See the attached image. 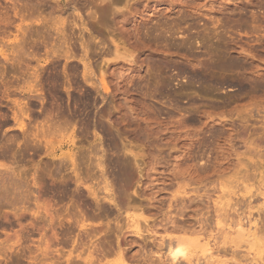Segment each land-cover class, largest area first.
Instances as JSON below:
<instances>
[{
    "label": "rangeland",
    "instance_id": "1",
    "mask_svg": "<svg viewBox=\"0 0 264 264\" xmlns=\"http://www.w3.org/2000/svg\"><path fill=\"white\" fill-rule=\"evenodd\" d=\"M38 1L0 0V49L4 44L19 45L16 50L2 49L6 60L0 56V181L7 174L19 176L33 192L30 205L23 206L9 203L0 189V200L5 201H0V264H172L164 257L165 250L159 254L158 245L163 249L169 236L178 235L188 242L193 261L189 257L190 261L179 259L177 264H203L204 260V264L206 260L254 264L253 258L264 259L260 240L264 228V0H71L70 8L62 10L59 6L66 0ZM89 2L113 9L95 31L88 23ZM13 5L19 8L18 14L27 12L26 21L21 23L14 16ZM18 24L25 33H17ZM91 38L94 45L88 48ZM107 49L126 51L128 56L113 65L115 56L107 58ZM88 65L97 78L100 72L107 82L113 77L105 100L87 97L88 83L82 77L88 78L84 74ZM34 71L39 74L42 100L19 94ZM195 74L204 81L194 79ZM54 76L57 82L52 81ZM16 103L24 109L23 131L14 126ZM49 119L57 124L72 122H65L70 127L62 124L66 133L60 129L46 138L57 148V157L65 158L67 168H71L70 153L77 160L80 177L90 162L95 172L92 164L105 160L115 203L104 199L96 207L83 186L71 185L60 201L57 194L44 191L64 174L75 179L60 168L56 157L44 153L43 141L40 146L34 138ZM123 158L128 160L129 173L116 181L112 174ZM86 174L84 185L103 197L98 179ZM34 177L42 182L37 183L42 189L32 187ZM246 185L248 193L242 189ZM33 196L40 197V206L48 203L52 210L47 216L41 210L39 216ZM71 206L79 209L77 214ZM138 217L142 232L148 230L141 237L130 230L131 219ZM219 217L227 219L225 224ZM235 221L245 232H239L238 224L232 226ZM247 226L260 230L256 229V243ZM219 246L225 250L220 252ZM207 247L216 251L213 258Z\"/></svg>",
    "mask_w": 264,
    "mask_h": 264
},
{
    "label": "bare ground",
    "instance_id": "2",
    "mask_svg": "<svg viewBox=\"0 0 264 264\" xmlns=\"http://www.w3.org/2000/svg\"><path fill=\"white\" fill-rule=\"evenodd\" d=\"M38 1V0H37ZM91 1V0H90ZM95 1V0H94ZM93 0H92V2H94ZM111 1V0H110ZM122 1V0H121ZM39 2V1H38ZM46 2V1H45ZM71 2V0H66L63 4H61V6H59L60 8H61V10L63 9V8H68L69 6H71L70 3ZM73 2V1H72ZM109 2V1H108ZM112 2V1H111ZM12 3V2H11ZM10 3V4H11ZM47 3V2H46ZM97 3V2H96ZM13 4V3H12ZM11 4V5H12ZM15 4V3H14ZM55 4V3H54ZM60 4V3H59ZM74 4V3H73ZM22 5V4H21ZM36 5V4H35ZM53 5V4H52ZM25 6V5H24ZM34 6V5H33ZM114 6V5H113ZM12 8V11H13V13H14V16H17L20 20V22L22 23V22H24V20H25V18H26V15H27V12H26V14L25 13H20V14H18V11H20L19 10V8L17 7V6H15V5H13V6H11ZM29 7H31V5L29 6ZM48 7H49V5H48ZM74 7V6H73ZM116 7V6H115ZM26 8V7H25ZM28 8V7H27ZM32 8V7H31ZM46 8V7H45ZM52 8H54L53 6H52ZM70 8V7H69ZM112 8H114V7H112ZM6 9H8V8H6ZM5 9V10H6ZM22 9V8H21ZM33 9V8H32ZM37 9V8H36ZM41 9H42V7H41ZM49 9H51V8H49ZM111 7H106V6H104V5H99V4H91L90 2H89V4H88V15H90L89 16V18H90V22H88V23H90L89 25V27L91 28V30L92 31H95L96 30V26L98 25V23H101L104 19H105V17H106V15L108 16V15H110V13H111V11H113V9H111ZM116 9V8H115ZM114 9V10H115ZM44 10V9H43ZM46 11V10H45ZM118 11V10H117ZM1 12V11H0ZM30 12H32V11H30ZM29 12V13H30ZM115 12V11H114ZM5 14V13H4ZM3 14V15H4ZM30 15V14H29ZM30 16H32V15H30ZM29 16V17H30ZM111 16V15H110ZM8 17V16H7ZM4 19H3V21L5 20H7V19H5L6 18V16H4L3 17ZM31 18V17H30ZM115 18V17H114ZM0 19H2L1 17H0ZM15 19H17V18H15ZM28 20V19H27ZM30 20V19H29ZM11 21V20H10ZM10 21H8V22H10ZM17 21V20H16ZM26 21V20H25ZM57 21V20H56ZM1 22V21H0ZM8 22H7V24H8ZM34 22V21H33ZM13 23V22H12ZM56 23V22H55ZM1 24V23H0ZM72 24V23H71ZM78 24V23H77ZM102 24V23H101ZM101 24H99V25H101ZM51 25V24H50ZM58 25V24H57ZM2 26V25H1ZM5 26V25H4ZM17 26H19V24L17 25ZM22 24H20V26L19 27H17L16 29V31H17V33H19V32H21L22 30H23V27L24 26H22ZM40 26H42V25H40ZM53 26H55V24L53 25ZM52 26V27H53ZM79 26V25H78ZM3 27V26H2ZM2 27H0V30H1V28ZM46 27V26H45ZM55 27H57V26H55ZM5 28V27H4ZM3 28V29H4ZM29 28V27H28ZM31 28V27H30ZM33 28V27H32ZM49 28V27H48ZM78 28V27H77ZM26 29V28H25ZM41 29V28H40ZM49 30H50V28H49ZM54 30V29H53ZM57 30V29H56ZM74 30V29H73ZM24 31V30H23ZM48 31V30H47ZM98 31V30H97ZM96 31V32H97ZM33 33H34V31H32ZM24 33H25V31H24ZM92 33H94V32H92ZM99 34H100V31L98 32ZM30 34V33H29ZM45 34V33H44ZM57 34V33H56ZM55 34V35H56ZM50 35H51V33H50ZM20 36V35H19ZM31 37H32V35H30ZM88 36H89V34H88ZM49 37V36H48ZM89 38V37H88ZM92 38H93V36H92ZM92 38H91V40L90 41H88V45H86V46H88V48H90V46L92 47ZM26 39V38H25ZM48 39V38H47ZM87 39V38H86ZM24 40V39H23ZM89 40V39H88ZM29 41V40H28ZM62 41V40H61ZM86 42V41H85ZM106 42V41H105ZM7 43V42H6ZM20 43H22V42H20ZM60 43V42H59ZM62 43H64V42H62ZM100 43V42H99ZM95 44V46H93V47H96V46H99L100 44ZM28 45V44H27ZM94 45V44H93ZM14 46V45H13ZM12 45H8V44H4L1 48L3 49V48H9V49H11V48H15V50H16V46H19V45H15L14 47H13ZM61 46V45H60ZM101 46H102V44H101ZM20 48H21V46H20ZM60 48V47H59ZM2 49H0V56L2 57V58H4L2 61H4V60H6L7 59V57H8V55H7V57H6V55H5V51H2ZM12 49V51L14 52V50ZM62 49V48H61ZM64 49V48H63ZM103 49V48H102ZM19 50V49H18ZM105 50V49H104ZM134 50V49H133ZM25 51V50H24ZM27 51V50H26ZM58 51H60V50H58ZM67 51H68V49H67ZM16 52V51H15ZM18 52V51H17ZM55 52V51H54ZM97 52V51H96ZM105 52V51H104ZM126 52V51H125ZM125 52H123V53H118V51L117 50H115L114 52L113 51H110V49H107L106 50V52H105V56L107 57H109V56H111L112 54L115 56V57H113V58H115V61L116 60H118V59H123L124 58V60H125V57L126 56H128ZM59 54L61 53V52H58ZM54 54V53H53ZM56 54V53H55ZM54 54V55H55ZM58 54V55H59ZM62 54V53H61ZM60 54V55H61ZM94 54V53H93ZM22 55H24V54H22ZM57 55V54H56ZM63 55V54H62ZM69 55V54H68ZM97 55V54H96ZM30 56H32V55H30ZM36 56V55H35ZM75 56V55H74ZM89 56V55H88ZM9 57H13V56H9ZM23 57V56H22ZM59 57V56H58ZM62 57V56H61ZM76 57V56H75ZM91 57V56H90ZM107 57V58H108ZM1 58V59H2ZM19 58V57H18ZM66 58H67V60H68V56H66ZM70 58H71V56H70ZM92 58V57H91ZM131 58V57H130ZM17 59V58H16ZM21 59V58H20ZM54 59V58H53ZM13 60V59H12ZM110 60V59H109ZM103 61V60H102ZM110 61H112V60H110ZM113 62L112 64L113 65H117V61L116 62ZM23 62V61H22ZM107 63H108V60L106 61ZM34 63H35V60H34ZM128 63H130V62H128ZM87 64V63H86ZM104 65V64H103ZM22 66V65H21ZM109 66V65H108ZM27 67V66H26ZM41 67V66H40ZM110 68V67H109ZM113 68H114V66H113ZM41 69V68H40ZM83 69H87V67H83ZM101 69V68H100ZM121 69V68H120ZM26 70V69H25ZM29 70V69H28ZM107 70H108V68H107ZM115 70V69H114ZM113 70V72H116V71H114ZM128 70H130V69H128ZM36 71V70H35ZM34 71V72H35ZM117 71H119V70H117ZM121 71V70H120ZM112 72V73H113ZM125 72V71H124ZM36 73V72H35ZM33 74L32 75V77H31V81L30 82H27V83H25V85L24 86H22V87H20L19 88V94L21 95V97H23V98H29L30 100H32V99H34V100H38V99H41L40 98V96H38L39 95V93H41V91H42V88H41V84L39 83V80H38V72L36 73V74ZM40 73V72H39ZM57 73V72H56ZM117 73V72H116ZM84 74H87L88 75V78L86 77V76H83L82 78H84L83 79V81L84 82H86V83H88L87 85H88V96L87 97H89V99H91L90 97H92L93 95L94 96H97V97H99L100 98V100L101 99H104L105 97V95H106V93L108 94V92L109 91H111L110 90V86H109V83L111 84L113 81H112V75H111V77H110V81H112V82H110L109 80H108V82L106 81V79L107 78H105L104 76V74H102L101 72H100V77L99 78H97L95 75V72L93 71V69L90 67V65H88V73H84ZM114 75H115V73H113ZM122 74V73H121ZM30 76V75H29ZM23 77V76H22ZM109 77V76H108ZM116 77V76H115ZM191 77H193V76H191ZM198 79V82H199V80H203V78L202 77H200V76H198L197 77V75L195 74L194 75V79ZM19 79V78H18ZM109 79V78H108ZM117 79V78H116ZM27 80V79H26ZM45 80L46 79H44V81L43 82H45ZM52 81L53 82H57L58 81V78L56 77V76H54V77H52ZM204 81V80H203ZM24 81H22V83H23ZM41 82V81H40ZM117 82V81H116ZM114 83V82H113ZM117 84V83H116ZM71 85V84H70ZM43 86H44V84H43ZM118 86V85H117ZM240 86V85H239ZM8 87V86H7ZM10 87H13L12 85L10 86ZM68 88V87H67ZM8 89V88H7ZM6 89V90H7ZM54 89V88H53ZM114 89H117V88H114ZM13 90V89H12ZM66 91H67V89H66ZM114 92V91H113ZM112 92V93H113ZM13 94V93H12ZM85 94V93H84ZM10 96H11V93H10ZM17 96V95H16ZM69 96V95H68ZM70 97V96H69ZM68 97V98H69ZM22 99V98H21ZM87 99V98H86ZM106 99V98H105ZM104 99V100H105ZM42 100V99H41ZM96 100V99H95ZM98 100V99H97ZM74 101H75V98H74ZM84 101H86V100H84ZM84 101H83V103H84ZM94 101V100H93ZM102 101V100H101ZM40 102V100L38 101V103ZM89 103V102H88ZM90 103H91V101H90ZM13 105V104H12ZM18 104L16 103V105H15V107H13L14 108V117H13V121H14V126H16L18 129H20L21 131H23V129H24V125H23V122H22V116L25 114L24 112H23V110L24 109H21L22 107H19V106H17ZM17 106V107H16ZM94 106V105H93ZM83 107H84V105H83ZM101 113V112H100ZM50 115V114H49ZM48 116V115H47ZM44 118H47V117H44ZM53 119V118H52ZM51 119V122H50V119H49V122H48V120L46 121L47 123H45V122H43L44 124H42V126L41 127H39L40 128V131H39V133L40 134H38V135H33V136H35L34 138L37 140V142H39L38 144L40 145V144H42V142L41 141H43V145L45 146V149H44V153L46 154V155H48V156H50V157H52V158H57L58 159V162H56V163H58V165L60 166V168L61 169H64V171H67V170H69L72 174H73V176H74V180H70L69 178H64V176H66V174H64V176H62V179L59 181V183L58 182H56L57 184H51L50 186V188H49V190H44L46 193H48V192H50L51 194H53V193H55V195L57 194V197L58 198H60L59 199V201L62 199L61 197H63L62 196V194L64 195L66 192H68V191H66V190H68V188L71 186V185H75L76 187H79V186H83L84 187V189L86 190L85 192H87L88 193V196L89 197H91L92 198V200H93V202H94V205H96V207L97 206H99V205H101V203H102V201H104V199H106L108 202L110 201L111 203H115V199H114V193L116 192H114V188H113V186H114V184H110V182H108L107 180H108V178H106V174H107V172H106V169H104V162H105V160H104V162L102 161V160H99L98 161V163H96V165L93 163L92 165L94 166V170H95V172L94 171H91L92 169H91V162H90V167H88V170H87V167H86V169L85 170H83V172L84 171H86V172H88V174L91 176V175H93L92 176V178L93 177H95L94 178V180L97 178L98 179V185H102V187L100 188L101 189V191L102 192H104L103 194H104V196L102 197L101 196V198L99 197V195H97V191H96V189L95 190H93V188H92V186L90 185H84V176L86 175V177H87V174H86V172L85 173H83V177H82V175H81V177H80V174H78L79 172V170L77 169V166H78V164H76V161H75V159L73 158V155H72V153H70L69 154V156H68V160H69V165H70V169L69 168H67L66 166V162H65V158H63V157H57V154H58V150H57V148L55 147V146H53L52 144H54V143H52V141H50V142H48L47 140H46V138L47 137H49V136H51V135H53L54 133L55 134H57L58 133V131H60V129H65V127L66 126H68V127H70V124L72 123H70L69 122V120L67 121H65V122H68V123H70V124H65V122H61L60 120H57L58 122L60 121L62 124H64V125H66V126H63L62 124H57V122H55V121H53ZM58 119V118H57ZM59 119H60V117H59ZM55 120V119H54ZM62 120V119H61ZM52 121H53V123H52ZM64 121V120H63ZM71 121V120H70ZM85 121V120H84ZM88 121V120H87ZM214 121V120H213ZM55 122V123H54ZM42 123V122H41ZM88 123V122H87ZM90 123V122H89ZM63 126V127H62ZM85 126V125H84ZM83 126V127H84ZM88 126H89V124H88ZM92 126V125H91ZM90 126V127H91ZM29 127V126H28ZM102 127H103V125H102ZM74 127H72V129H73ZM95 128V127H94ZM70 128H68V130H69ZM105 129V128H104ZM63 130H61V131H63ZM84 130H86L85 128H84ZM98 130V129H97ZM101 130L103 131V129L101 128ZM60 131V132H61ZM65 131V130H64ZM76 131V130H75ZM57 132V133H56ZM105 132V131H104ZM106 132H108V131H106ZM105 132V133H106ZM30 133V132H29ZM65 133H66V131H65ZM82 134V133H81ZM111 134V133H110ZM72 135V134H71ZM27 136V135H26ZM28 136H30L29 134H28ZM56 137V136H55ZM59 137V136H58ZM57 137V138H58ZM51 137H49V139H50ZM52 138H54V136L52 137ZM74 139H75V137H74ZM140 139V138H139ZM31 140H32V138H31ZM30 140V141H31ZM53 140V139H52ZM25 143V142H24ZM27 143V142H26ZM32 143V142H31ZM36 143V142H35ZM110 143V142H109ZM30 144V143H29ZM28 145V144H27ZM26 145V146H27ZM38 146V145H37ZM36 146V147H37ZM41 146V145H40ZM40 146H38V147H40ZM97 147V146H96ZM117 147V146H116ZM30 149H32L31 148V146L29 147ZM42 148V147H41ZM30 149H28V150H30ZM92 149V151H93V149H95V148H91ZM7 150H9V148L7 149ZM24 150V149H23ZM34 150H36L35 148H34ZM33 150V151H34ZM38 150V149H37ZM32 151V152H33ZM39 152L41 151V150H38ZM37 151V152H38ZM108 151V150H107ZM126 151V150H125ZM38 152V153H39ZM72 152V151H71ZM100 152V151H99ZM98 151H95V153L94 154H98L99 153ZM84 153V152H83ZM87 154V153H86ZM93 154V153H92ZM1 155V154H0ZM17 156H18V154H17ZM85 156V155H84ZM97 156V155H96ZM20 157H21V154H20ZM86 157V156H85ZM100 157V156H99ZM105 157V156H104ZM137 157V156H136ZM12 158V157H11ZM101 158V157H100ZM80 159V158H79ZM91 159V158H90ZM93 159H95V158H93ZM107 159V158H106ZM119 159V158H118ZM127 158H123V160L121 159V162H119V160H118V162H116V164L118 163V165H117V171H116V173H114V174H112L113 176L115 175V179H116V181H120V179H122V177L124 176L125 177V175H128L127 173H129V165H128V160H126ZM84 161H85V158H84ZM137 161V160H136ZM16 162V161H15ZM83 163V162H82ZM112 163V162H111ZM110 163V164H111ZM15 164V163H14ZM18 164V163H17ZM17 164H15V165H17ZM84 164V163H83ZM109 164V163H108ZM114 164V163H113ZM106 165V164H105ZM49 166V165H48ZM54 166V165H53ZM116 166V165H115ZM1 167V166H0ZM55 167V166H54ZM82 167V166H81ZM4 168V167H3ZM6 168H8V167H6ZM53 168V167H52ZM59 168V167H58ZM59 168V169H60ZM85 168V167H84ZM9 169V168H8ZM22 169V168H21ZM48 169V168H47ZM109 169V168H108ZM12 172H14L12 169H10ZM17 170L19 171V169L17 168ZM82 170V169H81ZM17 171V172H18ZM21 171V170H20ZM56 171V170H55ZM60 171V170H59ZM25 172V171H24ZM27 172V171H26ZM4 173V172H3ZM38 174V173H37ZM261 174V173H260ZM2 175V174H1ZM8 175V176H7ZM7 175H5L6 177H8V178H6L4 175H2V177L4 176V179L2 180V181H0V189H1V191H2V193H3V196H4V198L5 199H7V201H9V203H13V205H23V206H27V204H29L28 202L30 201V196L32 195V190H31V187H29V185H28V183L27 182H25L24 180L22 181L21 179H19L18 177H17V179L14 177V176H10L9 174H7ZM12 175V174H11ZM17 175V174H16ZM24 174H22V176H23ZM57 175V174H56ZM68 175V174H67ZM9 176L11 177V178H9ZM21 176V175H20ZM25 176H27V178H28V174L27 175H25ZM36 176V175H35ZM54 176V175H53ZM58 176V175H57ZM56 176V177H57ZM1 177V176H0ZM15 179H14V178ZM108 177V176H107ZM36 178H39V175H38V177H36ZM41 178V177H40ZM39 178V179H40ZM50 178H52V177H50ZM82 178H83V180H82ZM91 178V177H90ZM91 178V180H93ZM2 179V178H1ZM22 179H24V178H22ZM59 179V178H58ZM86 179V178H85ZM96 179V180H97ZM26 180V179H25ZM33 180L34 181H32V187H34V186H37L38 184H40V182H38L37 181V179H35V177L33 178ZM36 180V181H35ZM52 180V179H51ZM56 180H57V178H56ZM95 180V181H96ZM29 181V180H28ZM87 181H89L88 180V178H87ZM29 182H31V181H29ZM55 182V181H54ZM90 182V181H89ZM88 182V184H91V182L89 183ZM261 182V181H260ZM38 183V184H37ZM42 183V182H41ZM53 183V182H52ZM85 183H86V181H85ZM97 183V182H96ZM262 183V182H261ZM49 185V184H48ZM95 185V184H94ZM97 185V186H98ZM258 185V184H257ZM41 186V185H40ZM39 185H38V187H40ZM96 186V187H97ZM247 186L248 185H246V187H242V189H244V191L245 192H249V190H248V188H247ZM42 187H44V186H42ZM261 187V186H260ZM260 187L257 189V191H259L260 190ZM35 188V187H34ZM41 188V187H40ZM38 189V188H37ZM42 189V188H41ZM41 189H39V190H41ZM44 189V188H43ZM78 190V189H77ZM97 190H99V189H97ZM116 190V189H115ZM43 191V192H44ZM65 191V193H63ZM38 192V191H37ZM40 193V192H39ZM46 193H43L44 194V196H45V194ZM49 193V194H50ZM35 194H37V193H35ZM257 194V193H256ZM255 194V195H256ZM47 195V194H46ZM2 196V197H3ZM39 195H37V197H38ZM41 196V195H40ZM54 196V195H53ZM72 196V195H71ZM251 196V195H250ZM249 196V197H250ZM261 196V195H260ZM37 197L36 198H34V196H33V203H34V205H35V207H36V209H37V212L39 211V210H41V213L43 212L46 216L49 214V210L51 209V208H48L49 207V205H47L48 203L46 202V204L44 203L42 206H40V205H38L39 204V198L37 199ZM116 197V196H115ZM55 198V197H54ZM57 198V199H58ZM252 198H254L253 196H252ZM42 199V198H41ZM47 199V198H46ZM3 199H1L0 201H2ZM251 200V199H250ZM4 201V200H3ZM41 201V200H40ZM45 201H47V200H45ZM63 201V200H62ZM232 201V200H231ZM239 201V200H238ZM242 201V200H241ZM248 202L247 203H250L249 202V200H247ZM32 202V201H31ZM43 202V201H42ZM49 202V201H48ZM106 202V201H105ZM109 202V203H110ZM4 203H5V201H4ZM50 203V202H49ZM51 203H52V200H51ZM117 203V202H116ZM228 203V202H227ZM32 204V203H31ZM12 205V206H13ZM30 205V204H29ZM28 205V206H29ZM74 205V204H73ZM247 205H250V204H247ZM22 206V207H23ZM224 206V204L221 206V208ZM231 206V205H230ZM256 206V205H255ZM101 207V206H100ZM227 207H228V205H227ZM245 207H247V206H245ZM25 208H27V207H25ZM70 208V207H69ZM71 208H73L74 209V214H77V212H75V210L77 211V210H79L78 208H74L73 206H71ZM221 208H219V209H221ZM249 208V207H248ZM253 208V207H252ZM251 207H250V209H252ZM22 209V208H21ZM32 209V208H31ZM218 209V208H217ZM239 209V208H238ZM22 210H24V208L22 209ZM34 210V209H33ZM52 210V209H51ZM71 210V209H70ZM223 210V209H222ZM31 211V210H30ZM29 211V212H30ZM73 211V210H72ZM220 210H218V212H219ZM257 211H260V209L258 208L257 209ZM27 213H28V210L26 211ZM25 212V213H26ZM37 212H36V214H37ZM217 212V213H218ZM18 213V212H17ZM21 213V212H20ZM70 213V212H69ZM78 213H79V215H80V211H78ZM225 212L223 211V214H224ZM250 213V212H249ZM262 213H264V212H262ZM38 214H39V212H38ZM218 214H220V213H218ZM217 214V215H218ZM222 214V215H223ZM226 214V213H225ZM228 214H230V213H228ZM228 214L226 215V217L228 216ZM241 214H243V213H241ZM259 214H261V213H259ZM21 215V214H20ZM25 215V214H24ZM29 215V214H28ZM78 215V216H79ZM244 215V214H243ZM35 216H37V215H35ZM39 216H40V214H39ZM38 216V217H39ZM70 216V215H69ZM75 216V215H74ZM81 216V215H80ZM219 216V215H218ZM217 216V217H218ZM225 216V215H224ZM230 216V215H229ZM229 216L227 217V218H229ZM234 216V215H233ZM240 216V215H239ZM72 217V216H71ZM221 217V216H220ZM220 217H219V219H220ZM223 217V216H222ZM244 217V216H243ZM69 219H70V217H68ZM76 218H77V216H76ZM231 218H232V216H231ZM45 219V218H44ZM43 219V220H44ZM72 219V218H71ZM70 219V220H71ZM165 219V222H167L168 221V219H167V221H166V218H164ZM170 219V218H169ZM202 219H205L206 220V218H202ZM218 219V220H219ZM223 219V218H222ZM226 219V218H225ZM223 220L224 222L227 220ZM233 219V218H232ZM239 219V218H238ZM237 219V220H238ZM39 219H37V221H38ZM41 220V219H40ZM55 220V219H54ZM78 220H80V218L78 219ZM82 220V219H81ZM174 220V219H173ZM173 220L172 219H170V224H174V222H173ZM200 220V219H199ZM221 220V219H220ZM234 220H236V219H234ZM45 221H48V219L47 220H45ZM74 221H75V219H74ZM162 221V220H161ZM197 221V220H196ZM208 221V220H207ZM222 221V220H221ZM222 221V222H223ZM242 221V220H241ZM36 222V221H35ZM44 222V221H43ZM79 222V221H78ZM198 222V221H197ZM202 222V221H201ZM201 222H199V223H201ZM223 222V223H224ZM232 222V221H231ZM236 222V221H235ZM240 222V221H239ZM238 222V223H239ZM248 222V221H247ZM62 223H63V221H62ZM178 223V222H177ZM176 223V224H177ZM206 223V222H205ZM237 222L236 223H232V226H233V224H238ZM175 224V225H176ZM203 224V223H202ZM207 224V223H206ZM208 224H209V222H208ZM219 224H221L220 225V228L222 227V223H219ZM225 224V223H224ZM75 225V224H74ZM131 227H130V230H132L133 231V234H135L136 236H139V237H141V236H144V232H146V233H148V230H144L143 232H142V229H140V226H139V217H138V219L137 220H135V219H131ZM161 225V224H160ZM167 225H169V224H167ZM204 225V224H203ZM202 225V226H203ZM229 225V224H228ZM239 226V232L240 233H242V232H245V230H243L242 228L243 227H241V225L240 224H238ZM257 225V224H256ZM58 226H60L61 227V225H59L58 224ZM166 226V225H165ZM177 226V225H176ZM175 226V227H176ZM207 226V225H206ZM206 226H205V228H206ZM253 226H255V221H254V223H253ZM43 227H45V226H43ZM180 227H182V226H180ZM237 227V226H236ZM72 228V227H71ZM122 228V227H121ZM120 228V229H121ZM174 228V227H173ZM177 228V227H176ZM184 228V227H183ZM191 228H192V226H191ZM202 228V227H201ZM223 228V227H222ZM180 229V228H179ZM178 229V230H179ZM190 229V228H189ZM245 229V228H244ZM257 229V228H256ZM256 229H252L250 226L248 227L247 226V230L248 231H246V232H249V234H250V232H251V234H250V236L252 237V239H253V241H255V239L257 238L256 237ZM260 229H262V227L260 228ZM184 230V229H183ZM182 230V231H183ZM191 230H193V229H191ZM203 229H201L200 231H202ZM243 230V231H242ZM118 231V230H117ZM193 231H195V230H193ZM197 231V230H196ZM223 231V230H222ZM236 231V230H235ZM257 231H259L260 232V230H258L257 229ZM262 231V233H261V235H260V237L263 235V239H260L261 241L263 240L264 241V228H263V230H261ZM177 232V231H176ZM179 232V231H178ZM187 232H188V229H187ZM183 233V232H182ZM197 233H199L198 231H197ZM132 234V233H131ZM156 234V233H155ZM189 234H190V231H189ZM192 234V233H191ZM194 234V233H193ZM227 234V233H226ZM236 234H237V232H236ZM239 234V233H238ZM88 235V234H87ZM228 235V234H227ZM247 235V234H246ZM179 237L178 238H175V239H173V238H171L172 236H169L168 238V241H167V245H164L165 247L162 249V244L161 245H158L159 246V254H160V252H162V250H165V256L164 257H166L169 261H170V263H175L176 261H178L179 262V259H184V260H186V261H193L192 260V257H190L189 256V251H188V248H187V246H186V244L188 243H186L185 244V241L182 239V237L180 236V235H178ZM238 236V235H237ZM242 236H244L243 234H241V237ZM258 236V235H257ZM88 237H90V236H88ZM239 237V236H238ZM248 237V236H247ZM187 238V237H186ZM185 237H184V239H186ZM249 238V237H248ZM247 239V238H246ZM245 239V240H246ZM188 240V239H187ZM186 240V241H187ZM212 240V239H211ZM193 241V240H192ZM198 241V240H197ZM240 241V238H239V240H238V243L237 244H239L240 243V245H241V243L242 242H239ZM243 241V240H242ZM247 241V243H249L248 242V240H246ZM43 242V241H42ZM237 242V241H236ZM235 242V243H236ZM251 242V241H250ZM164 243V242H163ZM166 243V242H165ZM164 243V244H165ZM192 243V242H191ZM211 243V242H210ZM244 243V242H243ZM255 243H256V241H255ZM254 243V244H255ZM226 244V243H225ZM228 244V243H227ZM188 245H190V243L188 244ZM207 245V244H206ZM233 245H235V244H233ZM208 246V245H207ZM210 246V245H209ZM227 246V245H226ZM209 247H207V249L205 248V250H206V252L207 253H211L212 251L213 252H216V251H214V250H210V248L208 249ZM224 248V247H223ZM223 248H221L222 250H223ZM233 248V247H232ZM231 248V249H232ZM235 249H236V251H237V246L235 245V247H234ZM238 248H239V246H238ZM213 249V248H212ZM219 249H220V246H219ZM221 249H220V252H222L221 251ZM227 249V248H226ZM230 249V250H231ZM234 249V250H235ZM216 250H218V249H216ZM225 250V249H224ZM223 250V251H224ZM209 251H211V252H209ZM227 251V250H226ZM225 251V252H226ZM236 251H233V252H236ZM213 252H212V254H210V256L209 257H211V258H213ZM218 252V251H217ZM228 252V251H227ZM226 252V253H227ZM219 253V252H218ZM224 253V252H223ZM158 254V253H157ZM221 254V253H220ZM225 254V253H224ZM228 254V253H227ZM232 254V253H231ZM193 255V254H192ZM208 255V254H207ZM213 255V256H212ZM229 255V254H228ZM263 255H264V251H263ZM262 255V256H263ZM206 256V255H205ZM227 256V255H226ZM256 256V255H255ZM261 256V257H262ZM191 259H190V258ZM223 257V256H222ZM231 257V256H230ZM243 257V256H242ZM264 257V256H263ZM211 258H209V259H211ZM215 258V257H214ZM219 258V257H218ZM190 259V260H189ZM197 259V258H196ZM198 260V259H197ZM264 259H262V258H260V257H258V258H253L252 259V261H253V263L254 264H264V261H263ZM161 261V260H160ZM204 262H205V260H204ZM204 262H203V264H204ZM221 262V261H220ZM220 262H217V260L214 262V261H211V260H206V263L205 264H214V263H216V264H218V263H220ZM237 262V261H236ZM160 263V262H159ZM181 263V262H180ZM202 263V262H201ZM222 263H223V261H222ZM229 263V262H228ZM166 264V263H165ZM176 264H177V262H176ZM237 264V263H236Z\"/></svg>",
    "mask_w": 264,
    "mask_h": 264
}]
</instances>
